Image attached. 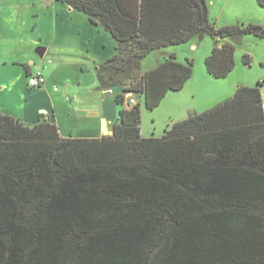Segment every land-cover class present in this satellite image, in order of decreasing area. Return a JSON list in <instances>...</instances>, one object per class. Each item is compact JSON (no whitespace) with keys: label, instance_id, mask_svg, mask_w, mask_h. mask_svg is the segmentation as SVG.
Segmentation results:
<instances>
[{"label":"trees","instance_id":"16d2710c","mask_svg":"<svg viewBox=\"0 0 264 264\" xmlns=\"http://www.w3.org/2000/svg\"><path fill=\"white\" fill-rule=\"evenodd\" d=\"M59 1L117 42L97 76L122 88L120 114L112 135L82 138L0 112V264H264V79L161 137L142 135L130 102L154 110L193 76L171 53L137 77L149 53L208 35L207 71L225 78L236 42L264 39V25L218 27L207 0H140L138 16L117 0Z\"/></svg>","mask_w":264,"mask_h":264},{"label":"crops","instance_id":"0c3cea01","mask_svg":"<svg viewBox=\"0 0 264 264\" xmlns=\"http://www.w3.org/2000/svg\"><path fill=\"white\" fill-rule=\"evenodd\" d=\"M117 1L126 13L138 16L140 0ZM220 1L221 9L213 13L215 0H207L212 22L218 27L235 24L223 21L222 14L229 0ZM251 1L252 10L244 12V16L240 15L236 20L264 25V8L258 2ZM213 14H216L215 17ZM31 30H39V33L34 35L30 33ZM27 35L33 37L31 41L25 40ZM194 41L188 43L196 46ZM23 42L36 45L41 57H35L29 48L22 52ZM116 47L117 42L109 32L93 23L82 11L62 1L0 0V112L29 125L49 119L58 125L65 137L112 135L121 106L115 98L112 101L105 98V91L99 88L97 71L100 65L117 53ZM164 49L158 50L160 54L148 69L157 66L171 53H175L177 59L180 56L176 49ZM178 60L184 62L183 59ZM260 62L264 63V58ZM37 71H41L47 81L42 87L32 88L28 84V77ZM141 71L142 74L144 70L141 68ZM195 73L194 68L193 76L183 89L168 91L158 106L175 103L178 108V113L172 114L171 121L165 125L164 133L151 131L146 135L142 129V135L161 137L173 123L187 119L191 114L209 110L234 96L236 89L227 91L221 85L224 90L218 97L213 91L211 95L209 91L201 93L208 99L203 105L178 106L180 93L191 89L192 96H196L197 90L205 89L199 84V76ZM202 79L212 82L214 78L203 73ZM113 94L116 95L112 91Z\"/></svg>","mask_w":264,"mask_h":264},{"label":"rangeland","instance_id":"374dc122","mask_svg":"<svg viewBox=\"0 0 264 264\" xmlns=\"http://www.w3.org/2000/svg\"><path fill=\"white\" fill-rule=\"evenodd\" d=\"M254 2H258V1L254 0ZM215 3H216L215 6H213L214 9L213 13H215V11L216 12L219 11L222 7V1L219 0L218 2L217 0H215ZM252 4L253 2L251 0H229L222 14L223 16L222 19H224L223 21H227V22L232 21L233 23L239 22L240 24L249 23L246 20L243 22V21H238L236 19H238L237 17H239L240 15L244 16V12L252 10ZM236 13L239 15H236ZM213 15L215 17L216 14ZM103 30L105 29L103 28ZM22 33L25 32L22 31ZM30 33H34V35H36V33H39V30H31ZM32 38H33L32 36L27 35L25 40L31 41L30 39ZM194 42L196 46L191 45V43H182L178 45H172L164 49V50L176 49L180 55L178 59H183L184 62L187 61L185 57H189L193 59L194 68L196 72L195 74L197 77L199 76V80H200L199 84L205 88L202 90H197L196 96H192V93L190 92L191 89L189 90L187 89L183 93H180V98L177 101L178 106L186 107L192 104H194L195 106L203 105L208 99L206 95L202 96L201 93L202 92L208 93L209 91L211 95V92L213 91L215 97H218L222 94V90H224V88L221 85L225 86L227 91L228 90L235 91L238 85L259 86V81L264 79V63L260 62V60L264 58V45H260V44H264V39L255 36L253 34L243 35L241 39H239L236 42V52H235L236 65L234 69L229 73L228 77L223 79L213 77L214 79H212V82L203 80L202 76L203 73L209 74L205 65V58L210 54L211 47L215 45V39H213L211 36L205 35L203 37L196 38ZM23 44H21L22 52H25L26 49L29 48L31 52H33L35 57L36 56H38L39 58L41 57L38 52V47L36 45H33L30 42L29 43L23 42ZM158 52L159 51L151 52L144 58L141 65L144 71L150 67V65L156 59L155 57L158 54H160ZM245 53L249 54V56L251 57V63L249 65L244 63L243 56ZM141 72H142L141 69L136 70L135 75H137V77H140ZM209 86L210 88L207 89ZM260 89L263 95V102H264V83L260 85ZM121 90H122L121 87L112 89V91L115 94L121 92ZM105 92H104V96L107 100L112 101L113 98H115L114 94L106 95ZM130 94L131 93H128V97ZM134 97L136 100H140L142 104L141 127L144 130V133L146 135H149L151 131H156L157 134L164 133V127L169 121H171L173 117L172 114L178 113V108L176 104L165 103L160 107H156L154 110H148L145 107L144 99L140 94H137Z\"/></svg>","mask_w":264,"mask_h":264},{"label":"built area","instance_id":"2783aa9c","mask_svg":"<svg viewBox=\"0 0 264 264\" xmlns=\"http://www.w3.org/2000/svg\"><path fill=\"white\" fill-rule=\"evenodd\" d=\"M46 81V77L41 71H37L35 74H31L28 77V84L32 88L42 87L43 85H45ZM130 102L134 104L137 102V100L134 96H131Z\"/></svg>","mask_w":264,"mask_h":264},{"label":"water","instance_id":"95a60500","mask_svg":"<svg viewBox=\"0 0 264 264\" xmlns=\"http://www.w3.org/2000/svg\"><path fill=\"white\" fill-rule=\"evenodd\" d=\"M105 93H106V95H111L112 94V90H107Z\"/></svg>","mask_w":264,"mask_h":264},{"label":"bare ground","instance_id":"6f19581e","mask_svg":"<svg viewBox=\"0 0 264 264\" xmlns=\"http://www.w3.org/2000/svg\"><path fill=\"white\" fill-rule=\"evenodd\" d=\"M104 123V122H103ZM103 127H104V125H103ZM104 129V128H103ZM106 132H107V130H106Z\"/></svg>","mask_w":264,"mask_h":264}]
</instances>
